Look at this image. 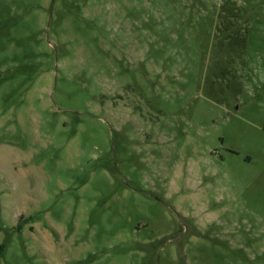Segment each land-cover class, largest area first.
Returning a JSON list of instances; mask_svg holds the SVG:
<instances>
[{
    "label": "rangeland",
    "instance_id": "rangeland-1",
    "mask_svg": "<svg viewBox=\"0 0 264 264\" xmlns=\"http://www.w3.org/2000/svg\"><path fill=\"white\" fill-rule=\"evenodd\" d=\"M0 264H264V0H0Z\"/></svg>",
    "mask_w": 264,
    "mask_h": 264
},
{
    "label": "trees",
    "instance_id": "trees-1",
    "mask_svg": "<svg viewBox=\"0 0 264 264\" xmlns=\"http://www.w3.org/2000/svg\"><path fill=\"white\" fill-rule=\"evenodd\" d=\"M2 248H3V244L0 246V250H2Z\"/></svg>",
    "mask_w": 264,
    "mask_h": 264
}]
</instances>
